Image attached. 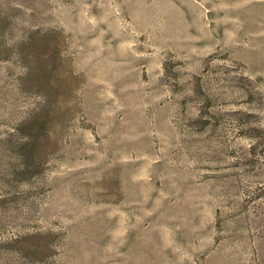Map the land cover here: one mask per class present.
Wrapping results in <instances>:
<instances>
[{"label": "rangeland", "instance_id": "374dc122", "mask_svg": "<svg viewBox=\"0 0 264 264\" xmlns=\"http://www.w3.org/2000/svg\"><path fill=\"white\" fill-rule=\"evenodd\" d=\"M0 264H264V0H0Z\"/></svg>", "mask_w": 264, "mask_h": 264}]
</instances>
